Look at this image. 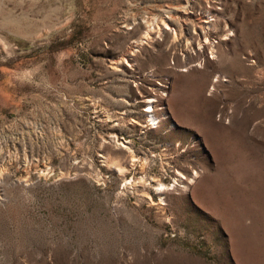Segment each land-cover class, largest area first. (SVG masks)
Here are the masks:
<instances>
[{
	"label": "rangeland",
	"instance_id": "374dc122",
	"mask_svg": "<svg viewBox=\"0 0 264 264\" xmlns=\"http://www.w3.org/2000/svg\"><path fill=\"white\" fill-rule=\"evenodd\" d=\"M0 264H264V0H0Z\"/></svg>",
	"mask_w": 264,
	"mask_h": 264
},
{
	"label": "bare ground",
	"instance_id": "6f19581e",
	"mask_svg": "<svg viewBox=\"0 0 264 264\" xmlns=\"http://www.w3.org/2000/svg\"><path fill=\"white\" fill-rule=\"evenodd\" d=\"M163 25L166 26V23L163 22ZM148 32H149V30H147L145 34H148ZM212 46H213V45H212ZM200 48H201V47H200ZM212 49H213V47H212ZM154 100H155L154 98H151V99H149L148 101L151 102V101H154ZM147 116H148V118H149V122L151 121V122L155 123V122L157 121V119H156V117L154 116L153 113H148ZM118 145H119V146H122V147H124V148H127V146L124 145L123 143L118 144ZM128 149H129V148H128ZM132 159H133V158H132ZM117 170L121 171V170H122V167L119 166V167L117 168ZM178 174H180V173H178ZM194 177H196V172H195L194 175H193V178H194Z\"/></svg>",
	"mask_w": 264,
	"mask_h": 264
}]
</instances>
